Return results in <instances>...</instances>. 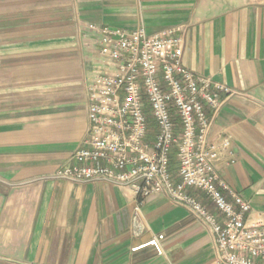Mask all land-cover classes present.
<instances>
[{
	"label": "crops",
	"instance_id": "crops-1",
	"mask_svg": "<svg viewBox=\"0 0 264 264\" xmlns=\"http://www.w3.org/2000/svg\"><path fill=\"white\" fill-rule=\"evenodd\" d=\"M90 24L181 30L184 65L234 91L217 113L205 104L208 142L230 143L217 174L264 217V0H0V264H210L215 235L168 196L138 205L132 186L55 177L89 137ZM159 235L162 255L147 245Z\"/></svg>",
	"mask_w": 264,
	"mask_h": 264
},
{
	"label": "built area",
	"instance_id": "built-area-1",
	"mask_svg": "<svg viewBox=\"0 0 264 264\" xmlns=\"http://www.w3.org/2000/svg\"><path fill=\"white\" fill-rule=\"evenodd\" d=\"M88 30L98 35L102 59L87 88L89 137L72 164L59 168L55 177L132 186L138 205L150 196L166 195L215 235L217 255L210 264H264V217L252 219L250 203L217 174L229 141L208 142L213 119L205 104L217 113L234 91L196 78L184 65L185 41L177 27L153 35L143 26L129 31L90 24ZM174 148L179 182H174L171 167ZM189 189L204 193L220 216L188 194ZM163 239L159 235L147 245L162 255Z\"/></svg>",
	"mask_w": 264,
	"mask_h": 264
},
{
	"label": "rangeland",
	"instance_id": "rangeland-1",
	"mask_svg": "<svg viewBox=\"0 0 264 264\" xmlns=\"http://www.w3.org/2000/svg\"><path fill=\"white\" fill-rule=\"evenodd\" d=\"M151 137L153 138V135ZM177 154H178V150H177V148H174L172 150V153H171L172 170H174V169H177L178 170V167H179Z\"/></svg>",
	"mask_w": 264,
	"mask_h": 264
},
{
	"label": "trees",
	"instance_id": "trees-1",
	"mask_svg": "<svg viewBox=\"0 0 264 264\" xmlns=\"http://www.w3.org/2000/svg\"><path fill=\"white\" fill-rule=\"evenodd\" d=\"M171 167H172V158H171Z\"/></svg>",
	"mask_w": 264,
	"mask_h": 264
}]
</instances>
